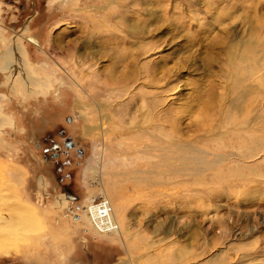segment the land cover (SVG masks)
Returning <instances> with one entry per match:
<instances>
[{
	"label": "rangeland",
	"instance_id": "374dc122",
	"mask_svg": "<svg viewBox=\"0 0 264 264\" xmlns=\"http://www.w3.org/2000/svg\"><path fill=\"white\" fill-rule=\"evenodd\" d=\"M0 176V264H264V0H0Z\"/></svg>",
	"mask_w": 264,
	"mask_h": 264
},
{
	"label": "bare ground",
	"instance_id": "6f19581e",
	"mask_svg": "<svg viewBox=\"0 0 264 264\" xmlns=\"http://www.w3.org/2000/svg\"><path fill=\"white\" fill-rule=\"evenodd\" d=\"M115 3V2H114ZM21 64V63H20ZM258 65V64H256ZM255 65V66H256ZM11 67V63L10 61H8L5 65V68L6 69H9ZM259 67V66H258ZM256 68V67H255ZM258 69V68H256ZM255 69V70H256ZM254 69H249V75H252V71ZM246 71V70H245ZM255 72V71H254ZM256 74V73H255ZM26 77V76H25ZM28 83V82H27ZM102 109V108H101ZM235 110V109H233ZM109 121V117L104 115L102 117V122H101V126H100V131L101 133H107L108 132V129H107V124ZM162 121V120H160ZM164 123V122H163ZM163 123L161 122L160 125V129L162 128V125ZM172 125V124H170ZM174 126V125H173ZM172 126V127H173ZM238 126V125H237ZM240 126V125H239ZM145 127H140L139 130H138V133L139 135H141V137L144 139L143 135H146L147 134V137L148 136H152V139H154L153 141L157 142L158 143V148L164 153L165 155L167 154H170V156H172L173 154H177L178 157L175 159L177 161V164L179 163L187 173H190L192 174V176H197L199 177L201 172L205 171V169L207 168V170H209L210 168L209 167H212L210 165H214V167H219V165H222L223 164V161L224 160L223 158H220L218 156H214L213 153L209 152L208 150L205 149V151H203L201 148L197 147L196 145V142H192V143H186V144H180V142H175L173 140H169L168 139V136L166 135V137L164 136L163 133H158V135H151L150 133H147V132H144V131H148L146 129H144ZM170 129V128H169ZM241 129V128H240ZM246 128L243 127L241 129V131H239L238 128H235L236 130V133H237V137L242 138L241 136H243L242 140L246 141V137H244L246 133H242ZM163 130V129H162ZM175 131V130H174ZM152 133V132H151ZM219 134V133H218ZM217 134V135H218ZM173 135V134H172ZM220 135V134H219ZM241 135V136H240ZM145 137V139H150V138H147ZM170 137V136H169ZM172 137V136H171ZM230 139H233V138H230ZM143 144V143H142ZM247 144V143H246ZM246 144H241L239 142V146L241 147V149L244 148V146H246ZM184 146H188V149H185ZM149 147V145H148ZM190 147H193L192 149ZM147 148V147H146ZM144 149V148H143ZM218 149H222L223 150V147H219ZM236 149V148H235ZM142 151V150H141ZM150 151V150H149ZM160 151V153H161ZM206 151H208L209 153H207ZM147 153V151H145ZM151 152V151H150ZM155 152H158L157 150ZM142 153H144V150L142 151ZM160 153H158L157 155H159ZM205 153L207 154H212L210 156H206ZM150 154V153H148ZM156 154V153H155ZM163 155V154H162ZM186 155V156H184ZM186 157L187 161L184 160L183 157ZM214 156V158H213ZM220 156V155H219ZM182 157V158H181ZM212 157V158H211ZM165 158V156H164ZM166 159V158H165ZM170 160V159H169ZM168 160V161H169ZM178 160H180L178 162ZM162 161V160H161ZM167 162H165L166 164ZM160 165V164H159ZM164 165V164H163ZM162 165V166H163ZM160 166V167H162ZM164 167V166H163ZM183 169V170H184ZM175 171V170H174ZM177 171V170H176ZM204 174V173H203ZM1 177V176H0ZM189 177V176H188ZM162 180V179H161ZM196 180V179H195ZM141 181H145L147 182L146 179L142 180ZM163 181V180H162ZM161 181V182H162ZM160 182V181H159ZM2 192H4V189H3V179L0 178V193L1 195L3 196L4 193L2 194ZM101 196V195H100ZM103 197L104 199H106V197L104 196H101ZM1 198V197H0ZM3 199H0V202L2 201ZM107 200V199H106ZM108 201V200H107ZM109 202V201H108ZM110 204V202H109ZM111 207V206H110ZM111 211L113 212V208L111 207ZM112 212L110 213V220H113V217H112ZM115 224H117V230H115L114 232H110L111 234H116L117 233H121L119 230H120V226L118 223L115 222ZM20 225V219H19V216L17 214V212H13L9 209H6L1 203H0V250L1 248H5V243H7V241L10 240V238L12 237V234H14L15 230L18 229ZM110 234V235H111Z\"/></svg>",
	"mask_w": 264,
	"mask_h": 264
},
{
	"label": "built area",
	"instance_id": "2783aa9c",
	"mask_svg": "<svg viewBox=\"0 0 264 264\" xmlns=\"http://www.w3.org/2000/svg\"><path fill=\"white\" fill-rule=\"evenodd\" d=\"M111 207L101 196L92 198L85 205V214L92 229L99 235H109L117 230L115 221L110 220Z\"/></svg>",
	"mask_w": 264,
	"mask_h": 264
}]
</instances>
